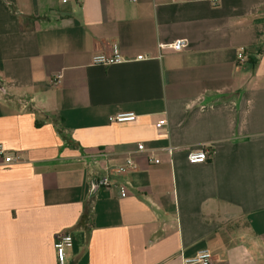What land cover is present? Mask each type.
Returning a JSON list of instances; mask_svg holds the SVG:
<instances>
[{
	"label": "crops",
	"instance_id": "0c3cea01",
	"mask_svg": "<svg viewBox=\"0 0 264 264\" xmlns=\"http://www.w3.org/2000/svg\"><path fill=\"white\" fill-rule=\"evenodd\" d=\"M0 144V264H264V0H0Z\"/></svg>",
	"mask_w": 264,
	"mask_h": 264
},
{
	"label": "built area",
	"instance_id": "2783aa9c",
	"mask_svg": "<svg viewBox=\"0 0 264 264\" xmlns=\"http://www.w3.org/2000/svg\"><path fill=\"white\" fill-rule=\"evenodd\" d=\"M66 2L67 0H63ZM135 2L136 0H130ZM188 47L187 39H177L172 43L160 45V48H169L173 51L180 52ZM145 57L139 55L136 60H143ZM249 60L247 50L245 47H240L237 50V61L239 64H245ZM93 63L101 65L120 64L126 62L127 59L124 57L122 52L117 46H114L111 53H99L93 56ZM61 75H57L53 80V84L57 85L60 83ZM136 115L134 113H119L109 118L110 122L124 123L132 121ZM165 124V121H160L157 126L161 127ZM139 151H144L145 146L143 144L138 145ZM174 148L169 147L165 149L169 154L173 153ZM100 156H106L105 153H101ZM208 158V151L204 146L193 149L188 154V161L192 164L205 162ZM0 160L7 165L19 164L24 161V157L20 152H12L0 144ZM155 163H160V159H153ZM137 167L134 159L128 157L124 165H120L114 168V173L122 174L130 170H134ZM100 183L108 188L115 187L119 190L121 197L128 195V188L124 185H118L112 183L108 175L103 176L100 179ZM73 243V237L69 233H60L56 235L54 240V247L57 252L58 264H68L67 262V248L71 247ZM214 256L208 249H202L197 254L190 258H183V264H213Z\"/></svg>",
	"mask_w": 264,
	"mask_h": 264
}]
</instances>
